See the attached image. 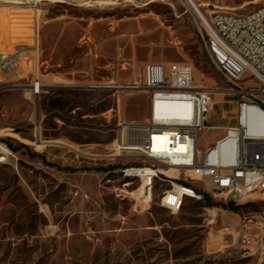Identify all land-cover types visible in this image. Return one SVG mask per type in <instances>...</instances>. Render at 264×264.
Wrapping results in <instances>:
<instances>
[{
    "label": "rangeland",
    "instance_id": "374dc122",
    "mask_svg": "<svg viewBox=\"0 0 264 264\" xmlns=\"http://www.w3.org/2000/svg\"><path fill=\"white\" fill-rule=\"evenodd\" d=\"M185 1L41 0L38 16L29 0H0V51L28 48L37 36L46 84L31 96L35 67L21 61L20 79L10 73L20 86L0 87V264H264L242 254L232 230L237 212L222 199H191L170 212L158 203L166 185L157 180L146 204L138 180L105 157L118 118L149 116V94L85 86L139 80L147 62L187 63L195 82L214 89L199 148L236 125L237 96L204 50ZM197 2L235 13L264 6Z\"/></svg>",
    "mask_w": 264,
    "mask_h": 264
},
{
    "label": "built area",
    "instance_id": "2783aa9c",
    "mask_svg": "<svg viewBox=\"0 0 264 264\" xmlns=\"http://www.w3.org/2000/svg\"><path fill=\"white\" fill-rule=\"evenodd\" d=\"M41 0H29L30 8L42 12ZM185 1V0H184ZM193 15L201 44L217 71L237 96V123L206 148L199 137L207 116L214 108V89L195 82L187 63L149 62L139 80L105 83L102 88L134 89L148 92L149 116L143 121L117 119L116 138L105 157L121 161L120 172L138 180L136 192L149 204L155 197V175H162L158 203L170 212L205 195L240 206L238 222L232 227L242 254L257 261L264 259V6L254 19L244 13L223 11L186 2ZM38 42L0 51V87L18 81L21 61L35 67L28 85L38 98L44 84L38 75ZM28 53H30L28 55ZM249 74L254 81H245ZM8 87V86H7ZM10 87V86H9ZM172 106L174 108H166ZM252 120V130L248 122ZM154 144L159 145L154 148ZM243 208L246 211H242ZM228 229L229 227H224Z\"/></svg>",
    "mask_w": 264,
    "mask_h": 264
},
{
    "label": "bare ground",
    "instance_id": "6f19581e",
    "mask_svg": "<svg viewBox=\"0 0 264 264\" xmlns=\"http://www.w3.org/2000/svg\"><path fill=\"white\" fill-rule=\"evenodd\" d=\"M13 2H15V1H13ZM186 2H188L190 5H194L196 7L206 5V3H198L197 0H186ZM254 17H255V10H250V11L244 13V19H254ZM167 107L168 108H174L172 106H166V108ZM252 126H253V121L250 120L248 122V128H249V130H252ZM153 146H154V148H156L159 145L154 144ZM125 177L133 178V175L132 174H125ZM157 180L164 181V179L162 178V175H155V184H156V181Z\"/></svg>",
    "mask_w": 264,
    "mask_h": 264
},
{
    "label": "trees",
    "instance_id": "16d2710c",
    "mask_svg": "<svg viewBox=\"0 0 264 264\" xmlns=\"http://www.w3.org/2000/svg\"><path fill=\"white\" fill-rule=\"evenodd\" d=\"M23 145V144H22ZM9 147L12 149V150H16L15 148H13L11 145H9ZM203 202L205 203V205H210V204H212L211 202H210V198L208 197V195H205V198H204V200H203ZM213 205V204H212ZM214 205H216V204H214ZM224 208H227V209H229V210H232V211H234V212H237L238 211V209H239V207L240 206H234L231 202H227V203H225V204H221Z\"/></svg>",
    "mask_w": 264,
    "mask_h": 264
},
{
    "label": "water",
    "instance_id": "95a60500",
    "mask_svg": "<svg viewBox=\"0 0 264 264\" xmlns=\"http://www.w3.org/2000/svg\"><path fill=\"white\" fill-rule=\"evenodd\" d=\"M83 88V86H81ZM85 87H88V88H102L104 86H101V85H89V86H85Z\"/></svg>",
    "mask_w": 264,
    "mask_h": 264
},
{
    "label": "crops",
    "instance_id": "0c3cea01",
    "mask_svg": "<svg viewBox=\"0 0 264 264\" xmlns=\"http://www.w3.org/2000/svg\"><path fill=\"white\" fill-rule=\"evenodd\" d=\"M153 62H155V61H153ZM147 63H149V62H147ZM39 75V74H38ZM40 76V75H39ZM40 78H41V80H42V82H43V84H44V86H46V84H45V82H44V80L42 79V77L40 76ZM79 88H81V89H83L81 86H79ZM44 89H45V87H44ZM44 91V90H43Z\"/></svg>",
    "mask_w": 264,
    "mask_h": 264
}]
</instances>
